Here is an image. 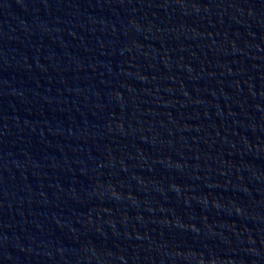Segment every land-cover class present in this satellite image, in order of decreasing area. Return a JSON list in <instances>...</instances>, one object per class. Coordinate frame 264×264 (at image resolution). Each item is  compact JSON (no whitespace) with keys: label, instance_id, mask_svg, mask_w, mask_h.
Returning a JSON list of instances; mask_svg holds the SVG:
<instances>
[{"label":"water","instance_id":"1","mask_svg":"<svg viewBox=\"0 0 264 264\" xmlns=\"http://www.w3.org/2000/svg\"><path fill=\"white\" fill-rule=\"evenodd\" d=\"M264 207V0H0V238Z\"/></svg>","mask_w":264,"mask_h":264}]
</instances>
